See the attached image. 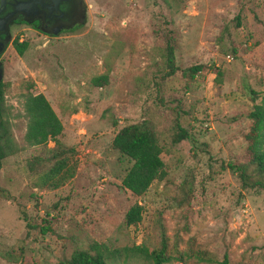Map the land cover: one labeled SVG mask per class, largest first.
Segmentation results:
<instances>
[{
  "label": "rangeland",
  "instance_id": "374dc122",
  "mask_svg": "<svg viewBox=\"0 0 264 264\" xmlns=\"http://www.w3.org/2000/svg\"><path fill=\"white\" fill-rule=\"evenodd\" d=\"M82 5V19L46 41L26 24L8 26L27 47L16 54L11 38L0 53L9 130L21 147L1 161L0 186L8 195L0 197V264H53L93 242L109 250L151 248L161 231L179 250L264 264V189L251 186L252 176L242 183L227 166L246 162L247 113L264 97V0ZM167 44L176 70L165 78ZM195 63L202 67L189 77L186 68ZM98 75L105 85L90 83ZM26 92L44 94L62 124L58 140L73 148L72 175L55 186L26 168L42 151L22 141ZM142 118L155 130L165 176L135 195L120 184L131 160L110 140L124 123ZM176 124L187 137L171 142ZM134 202L141 219L128 225L123 212ZM127 264L152 263L131 257Z\"/></svg>",
  "mask_w": 264,
  "mask_h": 264
},
{
  "label": "trees",
  "instance_id": "16d2710c",
  "mask_svg": "<svg viewBox=\"0 0 264 264\" xmlns=\"http://www.w3.org/2000/svg\"><path fill=\"white\" fill-rule=\"evenodd\" d=\"M12 46L16 54L20 55L27 47L26 41L12 39ZM166 70L163 77L173 75L176 67L173 64V49L170 44L165 46ZM201 64L195 63L186 68L188 76L201 69ZM218 74V70L216 71ZM93 86H102L107 83L105 75L94 76L90 79ZM6 84L0 79V167L2 159L14 154L21 148L10 134L9 107L4 101V87ZM251 100L256 97V92L249 90ZM22 108L26 119L25 129L22 133V141L28 146H40L41 153L27 159L26 168L29 172L39 173V180L55 186L63 178L72 175L73 165L70 163L73 148L66 146L57 138L62 130V124L52 106L43 93L26 92L22 95ZM249 124L242 140L245 142V163L227 162V166L234 169L242 183H246L250 176L251 186L264 189V97L259 103H254L247 113ZM114 122V121H113ZM177 130L171 135L170 141L177 142L185 139L187 133L176 124ZM155 130L150 120L142 118L135 122H127L120 126L110 140L111 146L120 153L126 155L131 164L122 176L120 184L132 194H142L153 179H162L165 176L164 165L160 157L161 146L157 142ZM50 140L53 145L46 146ZM48 163V165H46ZM248 167H251L247 172ZM8 192L0 186V197H7ZM141 205L132 203L123 212L122 218L125 224H136L140 219ZM23 219V218H22ZM25 220V219H23ZM26 227H31L26 223ZM43 226L40 229H47ZM157 246L148 248L145 244L138 243L128 247L107 249L101 243H91L87 247L77 246L67 256L53 264H115L117 259L123 256L120 264H127L129 258H143L152 264H164L171 260L183 261L185 258H194L204 261L206 264H230L226 252L220 259H211L207 253L199 248L187 247L179 250L176 240L169 242L167 236L161 231L158 234ZM16 261V258H13Z\"/></svg>",
  "mask_w": 264,
  "mask_h": 264
},
{
  "label": "flooded vegetation",
  "instance_id": "af4514ba",
  "mask_svg": "<svg viewBox=\"0 0 264 264\" xmlns=\"http://www.w3.org/2000/svg\"><path fill=\"white\" fill-rule=\"evenodd\" d=\"M23 3L31 4L23 6ZM82 6V0H0V53L12 38L10 24H26L42 32L46 41L77 24L82 19ZM1 71L0 66V74Z\"/></svg>",
  "mask_w": 264,
  "mask_h": 264
},
{
  "label": "water",
  "instance_id": "95a60500",
  "mask_svg": "<svg viewBox=\"0 0 264 264\" xmlns=\"http://www.w3.org/2000/svg\"><path fill=\"white\" fill-rule=\"evenodd\" d=\"M54 2H56L57 0H53ZM31 3H23V4H21V5H23V6H29ZM0 77H1V74H0Z\"/></svg>",
  "mask_w": 264,
  "mask_h": 264
}]
</instances>
